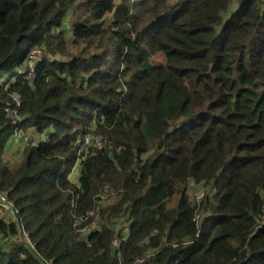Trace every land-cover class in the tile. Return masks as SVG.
Wrapping results in <instances>:
<instances>
[{
	"label": "trees",
	"instance_id": "trees-1",
	"mask_svg": "<svg viewBox=\"0 0 264 264\" xmlns=\"http://www.w3.org/2000/svg\"><path fill=\"white\" fill-rule=\"evenodd\" d=\"M0 189V264H264V0H0Z\"/></svg>",
	"mask_w": 264,
	"mask_h": 264
},
{
	"label": "rangeland",
	"instance_id": "rangeland-1",
	"mask_svg": "<svg viewBox=\"0 0 264 264\" xmlns=\"http://www.w3.org/2000/svg\"><path fill=\"white\" fill-rule=\"evenodd\" d=\"M170 1L176 2L178 0H170ZM235 2H236V0H235ZM64 28H65L64 29L65 35L67 36V38H70L71 37V34H70V18L64 22ZM40 139H41V137L38 136L37 134H35L32 129H28L25 132H23V131L17 132L16 135L13 136V138L11 139V141L9 142V144L7 146L5 160L9 164H17L19 162V160L21 159V154H22V151H23V148L25 147V145L29 142L37 143ZM77 177H78V169L76 168L74 170L72 176H71V181L77 182ZM198 196H199L198 190H195L191 193V197L193 199L198 198ZM105 198L107 199V196ZM0 217L9 218L5 212L0 213ZM99 220L100 219H98V218L94 220L95 226L99 222ZM1 243H2V239L0 238V244Z\"/></svg>",
	"mask_w": 264,
	"mask_h": 264
},
{
	"label": "built area",
	"instance_id": "built-area-1",
	"mask_svg": "<svg viewBox=\"0 0 264 264\" xmlns=\"http://www.w3.org/2000/svg\"><path fill=\"white\" fill-rule=\"evenodd\" d=\"M41 51L39 49H35L33 52H31L28 56V59L26 61L27 66H25L26 68H29L30 71L27 73V77L26 79L28 81H31L33 76H34V71L32 70L34 65L40 60L41 58ZM19 73H21V69L18 71ZM7 112L9 113L10 116H14L16 117V109L13 110H7ZM0 209H4L6 211L11 212L12 214L14 213L13 210V205L12 203L6 198V196L4 195V193L1 191L0 189ZM20 241H24L27 244H30L29 239L24 235L23 232H20Z\"/></svg>",
	"mask_w": 264,
	"mask_h": 264
}]
</instances>
